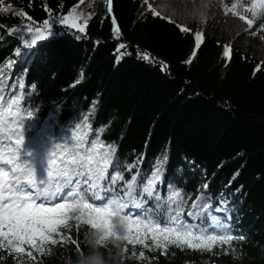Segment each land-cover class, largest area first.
<instances>
[{
  "label": "trees",
  "instance_id": "16d2710c",
  "mask_svg": "<svg viewBox=\"0 0 264 264\" xmlns=\"http://www.w3.org/2000/svg\"><path fill=\"white\" fill-rule=\"evenodd\" d=\"M230 2L234 0H224ZM78 4H0L12 6V11L0 12V95L15 93L23 114L34 113L25 124L24 148L33 153L37 172L42 174L53 141L84 125L86 138L98 135L112 144L121 162L141 160L133 169L141 176L163 159L157 185L161 196L179 190L189 204L204 191L214 207L217 199L228 201L223 222L236 238L230 247L210 252L169 247L166 254L141 245H128L123 252L109 241L98 246L105 264H264V63L235 47L225 57L224 42L213 35L204 36L197 49L194 24L182 31L175 20L153 15L144 0H113L111 14L104 0H85L76 7L83 14L81 23L92 14L84 34L57 26L56 35L30 48L22 46L19 34L10 33L26 24L43 29L45 19L66 15ZM21 11L26 17L15 15ZM112 16L121 30L119 40L112 32ZM252 31L264 29L254 25ZM119 43L127 45L121 50L127 54L117 62ZM144 52L154 59H139L137 53ZM160 62L168 65L166 71ZM130 175L125 172V180ZM89 231L86 226L65 230L79 252L72 243L57 244L49 246L50 254L34 253L36 261L25 264H78L81 253L91 251ZM140 251L147 259L139 257ZM0 255V264H16L4 250Z\"/></svg>",
  "mask_w": 264,
  "mask_h": 264
},
{
  "label": "snow or ice",
  "instance_id": "6c2138e0",
  "mask_svg": "<svg viewBox=\"0 0 264 264\" xmlns=\"http://www.w3.org/2000/svg\"><path fill=\"white\" fill-rule=\"evenodd\" d=\"M84 2L79 0V4ZM112 2L104 0L108 14L112 13ZM221 3L225 14L230 12L238 16L252 35H256L252 31L254 25L264 29V0H247V3L234 0L230 6L224 0ZM79 4L66 15L45 19L43 29L26 24L10 29V33L19 34L22 46L29 48L56 35L54 29L57 26L84 34L92 14L81 23L83 14L76 12ZM149 9L153 15L160 16L151 5ZM10 11L11 5L0 7V12ZM15 15L26 17L22 11ZM27 20L31 21V17ZM111 22L112 32L119 40L121 30L114 16ZM181 30L189 31L183 27ZM195 41L198 49L201 33L195 34ZM126 47L125 43L118 44L117 62L127 54L121 51ZM195 55L194 51L192 56ZM223 55L229 57L228 46ZM137 56L144 61L154 59L146 52L137 53ZM186 63H191V59ZM167 68L166 63L160 62L162 72ZM2 79L0 72V82ZM33 117V111L23 114L15 93L0 95V250L11 256L16 264L34 262L37 259L34 253L48 255L52 252L49 246L57 244L72 243L79 252V244L71 235L65 234V230L70 233L75 227L79 231L82 226L89 228V235L98 234V246H106L110 241L123 252L128 251V245H141L144 249L161 250L165 254L169 247L210 252L213 248L230 247L236 239L230 226L223 222L226 217L212 214L226 212V206L213 207L203 195L188 205L182 192L175 189L167 196H161L157 185L163 175V159L158 160L148 174L141 176L139 171L133 172L141 160L121 162L112 144L102 142L98 135L87 139L81 131L84 125L77 124L70 137L53 141L46 153L43 173H38L32 163L33 153L24 148L25 124ZM87 119L85 117V122ZM125 172L131 174L129 180H125ZM186 207L189 210L185 214ZM116 216L121 221L122 232L115 230L113 219ZM131 254L137 255L135 251ZM83 257L86 256L81 253ZM139 257L147 259L144 251L139 252ZM3 259L0 255V260Z\"/></svg>",
  "mask_w": 264,
  "mask_h": 264
},
{
  "label": "rangeland",
  "instance_id": "374dc122",
  "mask_svg": "<svg viewBox=\"0 0 264 264\" xmlns=\"http://www.w3.org/2000/svg\"><path fill=\"white\" fill-rule=\"evenodd\" d=\"M214 1L215 0H186L183 2V0H159V2L155 3L154 0H147V3L161 15L175 20L183 27L191 28L192 24H194L192 28L194 36L196 33L201 32H203L204 36L213 35L218 39H221L225 46H228L230 49L234 47L239 48L243 53H246L264 63V38H262L264 37V32L257 31L256 35H252L250 31L244 33L243 27L245 23L241 21L238 16H234L230 12L227 15L225 13L222 14L221 9L218 10L217 6H214ZM246 1L247 0H242L244 3ZM186 4L190 6V13H188L189 17L184 19L182 14L187 12V10L182 8L186 7ZM238 11H242V9H238ZM164 12L169 14L174 13L178 17L182 15L183 20L180 22L176 18L165 15ZM243 14L250 15L248 13ZM203 18L206 19L204 29L202 28L204 25ZM43 170L44 169L41 170L42 173ZM199 194L203 195L206 201L210 203L208 201L209 196H207L206 192L201 191ZM231 196L232 194L229 195V197ZM222 204L226 206L227 211L222 213L213 212L212 214L218 217L227 218L230 210L229 202L217 199L216 205L221 206ZM187 211L188 207L185 212Z\"/></svg>",
  "mask_w": 264,
  "mask_h": 264
},
{
  "label": "clouds",
  "instance_id": "9594fccd",
  "mask_svg": "<svg viewBox=\"0 0 264 264\" xmlns=\"http://www.w3.org/2000/svg\"><path fill=\"white\" fill-rule=\"evenodd\" d=\"M113 224L115 226V230L118 232H122V225L119 219V216H116L113 219ZM99 239L98 234L93 233L89 237H87V245L90 248V255L83 257L79 260L78 264H105L103 255L98 250L97 240Z\"/></svg>",
  "mask_w": 264,
  "mask_h": 264
},
{
  "label": "bare ground",
  "instance_id": "6f19581e",
  "mask_svg": "<svg viewBox=\"0 0 264 264\" xmlns=\"http://www.w3.org/2000/svg\"><path fill=\"white\" fill-rule=\"evenodd\" d=\"M186 7H184V8H182V9H186L187 10V12H185L184 14H182L183 15V18L184 19H187L188 17H189V15H188V13H190V6L189 5H185ZM164 14L165 15H167V16H170V17H172V18H176V19H178L180 22H182V20H183V18H182V15L180 16V17H178V16H176L174 13H167V12H164ZM199 195H201V194H197L193 199H192V201H191V203L193 202V201H195L196 199H197V196H199ZM190 203V204H191ZM189 204V205H190ZM189 210V209H188Z\"/></svg>",
  "mask_w": 264,
  "mask_h": 264
}]
</instances>
